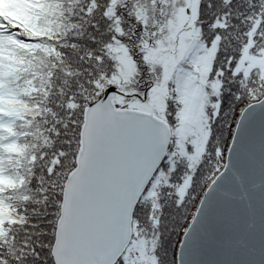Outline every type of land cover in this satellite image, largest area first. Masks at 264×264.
I'll return each mask as SVG.
<instances>
[{"label": "snow or ice", "instance_id": "6c2138e0", "mask_svg": "<svg viewBox=\"0 0 264 264\" xmlns=\"http://www.w3.org/2000/svg\"><path fill=\"white\" fill-rule=\"evenodd\" d=\"M0 264H264V0H0Z\"/></svg>", "mask_w": 264, "mask_h": 264}]
</instances>
